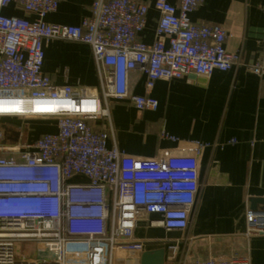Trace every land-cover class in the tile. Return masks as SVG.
I'll use <instances>...</instances> for the list:
<instances>
[{"label":"built area","instance_id":"obj_1","mask_svg":"<svg viewBox=\"0 0 264 264\" xmlns=\"http://www.w3.org/2000/svg\"><path fill=\"white\" fill-rule=\"evenodd\" d=\"M61 1L0 0V102L30 103L39 111L55 110L41 103L63 101L66 106L59 115L43 117L56 121V133L22 147L0 146V264L141 260L146 241L136 239L135 230L142 216H157L150 226L167 232L188 231L200 194V163L196 154L144 159L115 143L110 147L114 130L108 101L128 99L139 112L157 111L156 99L130 93V73L136 70L145 74L148 92L159 80L211 78L241 67L264 81V47L259 61L244 64L241 54L227 50L225 29L191 20L205 0H178L176 5L154 0L159 19L152 44L139 40L148 25V3L95 0L90 16L77 26L47 23ZM10 6L35 19L3 15ZM53 40L90 46L98 94L57 86L44 73L45 45ZM99 120L107 125L96 129ZM161 137L179 141L165 131ZM246 222L247 239L264 236V209L249 211ZM20 245L34 247V254L27 255ZM168 249L175 255L179 242ZM248 263L237 255L193 262Z\"/></svg>","mask_w":264,"mask_h":264},{"label":"crops","instance_id":"obj_2","mask_svg":"<svg viewBox=\"0 0 264 264\" xmlns=\"http://www.w3.org/2000/svg\"><path fill=\"white\" fill-rule=\"evenodd\" d=\"M95 0H62L46 22L77 26L90 16ZM148 25L139 40L152 44L159 19L154 0ZM177 4L178 0H169ZM7 17L35 16L10 6ZM199 25H218L228 33L226 48L239 53L244 64L260 60L264 47V0H205L191 15ZM43 71L57 86L86 88L99 93V75L90 46L64 40L45 45ZM130 93L156 99V112H139L126 100L108 101L114 139L109 142L131 156L144 159L196 154L199 159L200 194L188 231L167 232L150 226L157 216H142L135 238L146 241L145 252L164 248L166 264H193L210 256L248 259L264 264V236L245 237L246 216L252 199H264V81L246 67L215 72L211 78L184 77L159 80L152 91L141 71L130 73ZM51 120V121H50ZM43 117H1L0 146L22 147L45 134L56 133L55 120ZM43 123L44 125L38 124ZM107 125L94 123L96 129ZM165 131L179 139H163ZM199 142L207 147L195 148ZM78 180V179H77ZM264 209L258 204L257 210ZM179 242L174 255L168 247ZM115 264H140V260L116 258Z\"/></svg>","mask_w":264,"mask_h":264},{"label":"bare ground","instance_id":"obj_3","mask_svg":"<svg viewBox=\"0 0 264 264\" xmlns=\"http://www.w3.org/2000/svg\"><path fill=\"white\" fill-rule=\"evenodd\" d=\"M64 103L63 101H52L48 103H38L40 105H44V107H53L55 108L54 111H39L34 108V106L30 103H28L26 106L19 107L17 104H11V103H6V102H0V114H11V115H0V117H25V116H37V117H48V116H54V115H59L63 110H60L62 107H66L61 105ZM39 105V106H40ZM41 107V106H40ZM43 107V106H42Z\"/></svg>","mask_w":264,"mask_h":264},{"label":"water","instance_id":"obj_4","mask_svg":"<svg viewBox=\"0 0 264 264\" xmlns=\"http://www.w3.org/2000/svg\"><path fill=\"white\" fill-rule=\"evenodd\" d=\"M258 204L264 205V199H252V211L257 210ZM167 252L164 248L144 252L141 256L140 264H166Z\"/></svg>","mask_w":264,"mask_h":264},{"label":"rangeland","instance_id":"obj_5","mask_svg":"<svg viewBox=\"0 0 264 264\" xmlns=\"http://www.w3.org/2000/svg\"><path fill=\"white\" fill-rule=\"evenodd\" d=\"M51 121V120H50ZM52 121H54V120H52ZM56 122V121H55ZM38 124H41V125H44L43 123H38ZM19 248L22 250V249H24L25 250V252L27 253V255H33L34 254V252H35V248L34 247H30V246H24V247H22L21 245L19 246Z\"/></svg>","mask_w":264,"mask_h":264}]
</instances>
